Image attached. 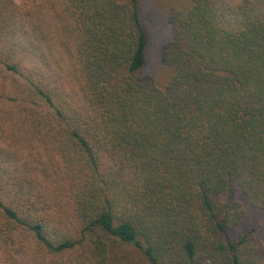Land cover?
Segmentation results:
<instances>
[{"label":"trees","instance_id":"16d2710c","mask_svg":"<svg viewBox=\"0 0 264 264\" xmlns=\"http://www.w3.org/2000/svg\"><path fill=\"white\" fill-rule=\"evenodd\" d=\"M160 60L138 0H0V264H264V0H189Z\"/></svg>","mask_w":264,"mask_h":264},{"label":"rangeland","instance_id":"374dc122","mask_svg":"<svg viewBox=\"0 0 264 264\" xmlns=\"http://www.w3.org/2000/svg\"><path fill=\"white\" fill-rule=\"evenodd\" d=\"M143 23L149 35L144 74L152 76L159 87L170 79L171 72L160 60L162 47L170 38L168 16L173 11H186L189 0H138ZM244 219L241 225L229 235L248 232L264 245V212L249 208L242 201Z\"/></svg>","mask_w":264,"mask_h":264}]
</instances>
